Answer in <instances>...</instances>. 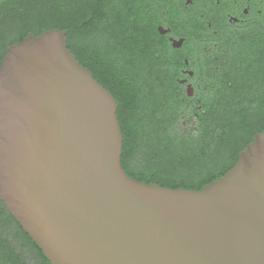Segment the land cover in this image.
<instances>
[{"label":"water","instance_id":"water-1","mask_svg":"<svg viewBox=\"0 0 264 264\" xmlns=\"http://www.w3.org/2000/svg\"><path fill=\"white\" fill-rule=\"evenodd\" d=\"M67 33L0 64V197L50 264H264V129L201 189L134 179L118 102Z\"/></svg>","mask_w":264,"mask_h":264},{"label":"flooded vegetation","instance_id":"flooded-vegetation-1","mask_svg":"<svg viewBox=\"0 0 264 264\" xmlns=\"http://www.w3.org/2000/svg\"><path fill=\"white\" fill-rule=\"evenodd\" d=\"M125 4L135 12L143 94L156 83L154 92L175 100L182 131L208 101L231 102L233 115L235 103L249 102V115L264 118V0H0V21L86 20L87 5L111 15ZM39 249L0 197V264H47Z\"/></svg>","mask_w":264,"mask_h":264},{"label":"trees","instance_id":"trees-1","mask_svg":"<svg viewBox=\"0 0 264 264\" xmlns=\"http://www.w3.org/2000/svg\"><path fill=\"white\" fill-rule=\"evenodd\" d=\"M132 7L125 4L117 13L107 15L105 5H87L81 8L86 10V20L64 24L26 22L29 26L23 27L24 33L0 45V64L7 47L28 35L55 28L68 29V35L77 34L76 49L70 43L69 49L118 102L125 171L146 183L201 189L234 166L239 152L264 129V118L249 115L246 107L249 102L235 103L241 113L233 115L226 112L231 102L208 101L206 112L197 118L196 126L182 131L178 124L181 119L173 113L175 100L168 99L163 92H154L158 88L156 83L150 85L154 91L150 89L151 92L143 94L134 34L137 23L132 19L135 16ZM7 26L17 27V23L0 21V34ZM155 74L154 70L150 72L151 77ZM47 264H50L48 260Z\"/></svg>","mask_w":264,"mask_h":264},{"label":"rangeland","instance_id":"rangeland-1","mask_svg":"<svg viewBox=\"0 0 264 264\" xmlns=\"http://www.w3.org/2000/svg\"><path fill=\"white\" fill-rule=\"evenodd\" d=\"M41 21H43L42 23H44V21H47L48 23L64 24V23H69L70 20L66 19L65 16H58V17L48 18L46 20H41ZM24 26H29V25H28V23L19 22V23H17V27H15V26L13 28L9 27V26L4 27L2 29L3 33L0 34V45L2 43L6 42L9 38H11V37L15 38L16 35H19L20 29ZM35 27H37V24L35 25ZM77 40H78L77 34H69V35L67 34V43H70L73 46V48H75V46H77L76 45ZM133 163L135 165H137L135 161H133Z\"/></svg>","mask_w":264,"mask_h":264}]
</instances>
